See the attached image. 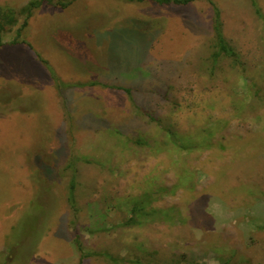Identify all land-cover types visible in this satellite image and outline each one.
<instances>
[{
    "label": "rangeland",
    "instance_id": "rangeland-1",
    "mask_svg": "<svg viewBox=\"0 0 264 264\" xmlns=\"http://www.w3.org/2000/svg\"><path fill=\"white\" fill-rule=\"evenodd\" d=\"M5 8L0 264H264V0Z\"/></svg>",
    "mask_w": 264,
    "mask_h": 264
},
{
    "label": "trees",
    "instance_id": "trees-1",
    "mask_svg": "<svg viewBox=\"0 0 264 264\" xmlns=\"http://www.w3.org/2000/svg\"><path fill=\"white\" fill-rule=\"evenodd\" d=\"M129 1H145V0H129ZM154 2H157L159 4H180V5H186L192 1L195 0H151ZM37 4H40L39 2H32L29 5H27L23 11L27 12L28 15L32 14V7H36ZM3 13H0V16L3 17L4 22L14 24L17 20V12L12 8H5V10L1 11ZM4 29V23L0 22V32ZM219 33V40L217 44V51L214 53V59L218 60L221 56H234L235 52L232 48L228 46V44L225 42V38L222 36V34ZM16 42V40H15ZM0 46H2V41L0 39ZM75 183L74 180L72 182L71 187L74 188Z\"/></svg>",
    "mask_w": 264,
    "mask_h": 264
}]
</instances>
